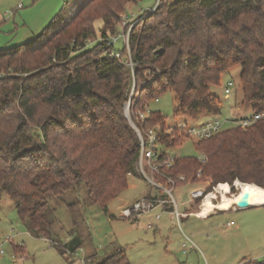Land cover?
<instances>
[{"label":"trees","instance_id":"obj_1","mask_svg":"<svg viewBox=\"0 0 264 264\" xmlns=\"http://www.w3.org/2000/svg\"><path fill=\"white\" fill-rule=\"evenodd\" d=\"M141 1L69 0L36 39L0 50L5 72L0 78V198L7 194L27 231L62 255L76 253L83 241L72 231L70 241L61 242L53 230L50 199L83 187L89 201L107 212L129 179L140 175V139L124 111L129 101L131 119L142 132L160 126L161 157L188 136L176 126L168 132L159 111L150 110L143 120L138 114L167 92L187 119L217 115L221 107L212 88L240 66L242 105L254 114L264 112V0H161L131 28L128 57L110 37L118 32L125 4ZM97 33L102 39L86 48ZM10 71L30 74L7 76ZM193 145L199 157H175L163 169L177 187L209 182L204 189L210 191L218 183L240 181L264 188V118ZM15 248L26 254L23 247ZM87 264L131 263L125 250L115 247Z\"/></svg>","mask_w":264,"mask_h":264},{"label":"rangeland","instance_id":"obj_2","mask_svg":"<svg viewBox=\"0 0 264 264\" xmlns=\"http://www.w3.org/2000/svg\"><path fill=\"white\" fill-rule=\"evenodd\" d=\"M68 1L0 0V50L36 39L58 19ZM160 2L143 0L139 4H125V11L120 14L117 24L118 32L110 37L113 41L118 38L114 44L117 48H123L121 53L130 57V45L125 35L135 24L147 18ZM74 27L76 25L71 29ZM95 27L99 32L102 21L96 22ZM101 39L100 33H97L86 42V48ZM75 54L76 51L71 55ZM28 65L31 66V63ZM1 71L0 78L5 76L4 70ZM10 72L7 76L19 78H26L30 74ZM240 72V66L232 68L222 75L221 84L212 88L221 107L217 115L203 114L196 120L187 119L177 113V101L171 92L161 96L158 101L150 102L149 108L166 117L168 128L182 123L198 127L218 119L225 122L222 129L235 126L242 117L254 114L251 106L242 105ZM229 81L234 84L230 96L226 98L225 87ZM130 106L129 101L124 110L128 119L133 116ZM167 154L172 158L199 155L193 140L189 138L181 146L169 149ZM134 177L129 179L128 188L109 203L107 212L89 201L83 187L79 193L71 191L60 199H50L55 219L53 230L59 233L61 242H69L72 231L83 241L74 254L67 252L62 255L49 241L32 236L21 221L11 198L3 194L0 198V264H87L89 258L101 260L115 247L125 250L131 264H241L244 259L264 260L263 205L220 211L206 218L189 215L181 220L169 213H162L159 227L149 229L148 224L153 223L161 212L159 208L135 221L124 218L122 214L123 208L141 199L146 193L155 192V188L141 175ZM209 184L197 182L178 186L173 194L180 203L179 210L185 212L190 206V191L204 189ZM196 210L195 207L190 209L191 212ZM231 221L233 225L229 224ZM186 237L192 240L195 248L184 255L182 243ZM16 246L23 247L26 254L21 256Z\"/></svg>","mask_w":264,"mask_h":264},{"label":"built area","instance_id":"obj_3","mask_svg":"<svg viewBox=\"0 0 264 264\" xmlns=\"http://www.w3.org/2000/svg\"><path fill=\"white\" fill-rule=\"evenodd\" d=\"M159 5V4H158ZM157 5V6H158ZM157 6L152 9L151 12H154ZM130 33V32H129ZM125 35L124 37L129 43V35ZM118 38H115L114 41L111 40L112 43L116 42ZM111 54H113L111 52ZM119 57L120 55L117 54ZM233 82L229 81L227 83V86L225 87V95L226 97H229L231 94V87L233 86ZM158 101V99L156 100ZM147 107L146 113H139L138 116L140 119H144L146 114L150 112L149 105ZM130 112V108L128 110ZM264 118V112L262 113H255L253 116L249 118H241L238 120L237 124L238 126H241L242 128H246L247 126L251 125L257 120H260ZM129 120L133 123V127L138 133L139 139H140V156L138 161V172L139 174L148 181V183L155 188V192L153 195H147L142 197L141 199H138L137 201L133 202L132 204H129L122 210L123 217L129 220H138L139 217H141L144 214H149L152 211L156 209H160L162 213H169L173 217H176L178 220H181L182 218H186L189 215H195L199 218H206L210 216L211 214H216L220 211V209H215V211L211 212L208 216H201V212L205 203V200L208 196L214 194V198L212 199L214 202H218L222 198V192L225 193V195L234 197L241 192L236 186V183L238 181H235L233 184L230 183H218L217 185L213 186V188L210 191H205V189H193L190 191V199L188 201V204H193L197 210L195 212H181L179 210L180 203L176 200L173 192L177 188L176 181L171 178L170 176L166 175L163 172L164 168H169L172 166L174 158L170 157L169 155H166L164 157L160 156V153L158 151V141H157V132L161 129L159 125L151 128L148 131H141L132 121L131 117L129 116ZM225 122L221 120H215V121H208L205 124L198 126V127H189L186 123H182L180 125H176L179 130L185 132V134L188 136L189 139H192L193 141H198L202 139L210 138L212 135L222 131V126ZM174 127V126H173ZM172 128L168 129V132H171ZM202 160H204V156L201 157ZM157 176H161L165 182L159 181L157 179ZM181 180L184 179L183 176L180 177ZM223 186H228V191H224L222 189ZM199 200V201H198ZM238 208L233 204V207H231L229 210L234 211ZM226 210V211H229ZM161 218L160 215L156 216V220H159ZM230 225H233V222L229 223ZM149 228H153V224H149ZM195 248V244L192 242V240L188 237H186V240L182 243V253L185 255L187 254L191 249ZM2 252H0L1 254Z\"/></svg>","mask_w":264,"mask_h":264},{"label":"bare ground","instance_id":"obj_4","mask_svg":"<svg viewBox=\"0 0 264 264\" xmlns=\"http://www.w3.org/2000/svg\"><path fill=\"white\" fill-rule=\"evenodd\" d=\"M236 186L241 193L244 191H249L251 193V203L253 205H264V188H261L255 184L242 183L240 181L236 183ZM222 189L224 191L229 190L228 186H223ZM213 198L214 194L206 198L202 212L200 214L201 216H208L217 208L223 211L229 210L231 207H233V203L235 201V196H227L224 192H222V198L218 203H215L212 200Z\"/></svg>","mask_w":264,"mask_h":264},{"label":"water","instance_id":"obj_5","mask_svg":"<svg viewBox=\"0 0 264 264\" xmlns=\"http://www.w3.org/2000/svg\"><path fill=\"white\" fill-rule=\"evenodd\" d=\"M131 122V121H130ZM133 125V123L131 122ZM238 209H247L254 206L251 203V193L249 191H244L235 196V201L233 203Z\"/></svg>","mask_w":264,"mask_h":264},{"label":"crops","instance_id":"obj_6","mask_svg":"<svg viewBox=\"0 0 264 264\" xmlns=\"http://www.w3.org/2000/svg\"><path fill=\"white\" fill-rule=\"evenodd\" d=\"M226 97V96H225ZM227 98V97H226ZM242 118H249V117H242ZM191 120H196V119H191ZM134 178H137L136 176L134 177ZM154 193L153 192H148V193H146V195L145 196H147V195H153ZM144 197V196H143ZM254 206H259V205H254ZM264 206V205H263ZM238 210V209H237ZM158 215H160L161 216V214H158ZM161 219H162V216H161V218L159 219V220H156V217H155V221H153V223L151 222V223H149V224H153V227H159V224L161 223L160 221H161ZM231 222H233V221H231ZM149 224H148V228H149ZM157 224V225H156ZM150 229V228H149ZM191 250H193V249H191ZM190 250V251H191Z\"/></svg>","mask_w":264,"mask_h":264}]
</instances>
